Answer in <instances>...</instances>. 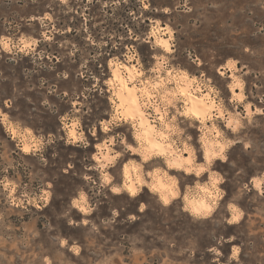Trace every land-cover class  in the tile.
Masks as SVG:
<instances>
[{
	"label": "rangeland",
	"instance_id": "374dc122",
	"mask_svg": "<svg viewBox=\"0 0 264 264\" xmlns=\"http://www.w3.org/2000/svg\"><path fill=\"white\" fill-rule=\"evenodd\" d=\"M152 24L172 30L171 53L154 42ZM156 57L213 89L224 115L207 124L235 141L227 162L214 159L199 177L159 155L144 161L127 147L140 149L132 122L112 116L110 61L152 78ZM229 61L231 70L222 67ZM233 77L242 101L233 99ZM174 103L168 121L175 115L185 131L172 137L191 149L196 168L205 163L203 126ZM246 104L260 111L246 114ZM72 121L82 138L68 136ZM103 141L121 155L102 167L94 153ZM124 163L139 165L145 180L138 200L122 185ZM154 170L187 194L216 172L212 214L185 211L183 195L165 205L148 184ZM232 204L242 216L229 223ZM0 264H264V0H0Z\"/></svg>",
	"mask_w": 264,
	"mask_h": 264
},
{
	"label": "bare ground",
	"instance_id": "6f19581e",
	"mask_svg": "<svg viewBox=\"0 0 264 264\" xmlns=\"http://www.w3.org/2000/svg\"><path fill=\"white\" fill-rule=\"evenodd\" d=\"M156 29H170V28L169 26L152 24L150 35L153 37L155 43H156L157 38L169 40L168 32L161 31V32H157L156 35H152L153 31ZM171 34H172V30H171ZM8 40H2V45L4 47H5V44H7V47L9 48ZM22 43H23V46L21 48H24L25 45L30 44V41L24 40V42ZM169 44L172 47L171 40H169ZM158 46L164 51L162 46L160 45ZM171 52H166V53H171ZM157 64H158V61H156V66L154 68L157 67ZM224 66L227 67L229 70L232 69V67H229V62L222 65V67ZM110 70H111V75L107 81L111 89L110 100L112 102V107H113L112 116L113 117L115 116L119 120L132 122L133 127H134L135 136L138 130L141 135H143L145 132L147 133V138L143 141V146H142L141 141L136 139L141 153L144 154V149L149 148L150 142H151V143L159 145V148H152L151 151L153 153L163 151L165 155H159V156L164 157L166 162L168 160H173V159L178 160V162H182L184 160H191L192 161L191 164H185L184 167L185 168L187 167L195 168L193 166L194 158L192 155V151L191 153H189L188 151H185L184 149L186 145H184L183 147H179L178 145H176V143L173 144V141H174L172 137L173 133L169 131L172 125L168 124L169 121L167 117V108H165L164 106L166 102L163 99V97L165 93H168L169 94L168 98L171 99L172 98L171 93L176 92L177 95L181 97L180 99H181L182 104H181L180 112H183L187 108H193L196 111H203L206 105L214 104L216 105V107L211 110L212 117L213 116L221 117L219 113L223 112V108H222V105H220V103H218L217 100L214 99V96L211 95L210 90H209V88L211 87H209L207 91H204V89L202 88V85L200 84V82H198L197 78H196L197 83H194L191 85V87H189L186 81L179 80V79H173V77H176V74L178 71H185V70L168 68V67H165V65L161 67V69L158 72H154V77L152 78L149 76H144L143 75L144 71L134 63H130V64L113 63L112 61H110ZM218 70L220 73H223V70L221 69V67H219ZM169 72H171V77L169 76ZM131 77H135V78L133 79ZM192 77L193 76L189 75V79H191ZM162 81H163V84L161 85ZM236 82L237 80H233L230 86L235 84ZM153 84H157L161 86L157 88H153L152 87ZM169 84H172V86H169ZM197 84L200 85L199 90H197ZM230 89L232 91L233 96H238L242 94L241 90H238L239 89L238 87L237 88L230 87ZM185 100L187 101L186 104L184 102ZM237 101H241V100H237ZM147 104H154V107H147L146 106ZM148 109L152 111L153 115L150 114L151 112L147 111ZM157 109H159V111H157ZM257 109L258 108H255L254 110L253 108H250L248 104L245 105L246 114H251V112H256ZM140 113H144L143 119L147 121V124L143 128L140 127V123H141ZM161 117L163 118V122L161 120ZM190 117L196 119L199 122V120L195 116H190ZM229 120H231L232 122H236L237 118L233 117L232 115L231 116L229 115L227 117V122ZM207 121L208 120L205 119L204 123L201 124L203 126L201 137H204V139L201 141H202L203 156H204V162H205L202 165H205V166H207V160L205 159V153L217 151L218 150L217 142H219L220 144L225 143L224 141L219 139V136L216 135V133L219 132V130L217 129L215 124L212 123V125H208ZM74 124H75L74 121H72L70 122V124L67 125L68 126L67 134L72 140H77L76 137H79L78 135L79 131L76 130ZM165 124H168V128L164 127ZM213 126H215V129L210 131V129H213ZM103 127L105 128V125ZM10 129H11L12 134H16L17 129L15 127L11 125ZM156 132H163L165 136H168L169 138L163 139L162 137L157 136L155 134ZM72 133H75V136H73ZM31 143L32 141H27V139H25L21 145V149L24 151V148L27 147L29 149L27 152H30L32 148ZM169 145H172V147L169 148ZM96 146H97V152L94 153V158L98 161L99 165L103 167L109 163V161L106 160L105 157H113L115 154H112L110 152L111 147H110V143L108 142L103 141L100 143H96ZM169 152H171L172 155H167V153ZM186 152L189 153V155H185ZM125 167L128 168L127 175H125V171H124ZM138 167L139 165L137 166L131 163L129 164L124 163L122 166V178H123L122 185L124 189L128 192L129 190L125 187V184H131L134 188H136L137 191L140 189L142 185H144L145 180ZM196 167L198 166L196 165ZM179 170H184V169L181 168ZM164 173H160L156 170L152 171L151 179L150 181H148L149 186H151L154 183H157V181H159V183L161 184L170 185L171 180L169 181L168 179H166L167 177L164 175ZM137 176L140 177L141 182H137V179H136ZM252 181H253L252 184H254V186H256V182H259L261 185L262 178L253 177ZM200 185H203V184H200ZM210 185L211 184H209V186ZM158 195L160 198L159 193ZM184 195H188L190 198H199L200 196H204L205 201L207 203H211V198L203 194L201 190L197 187H196V192L192 194L184 193L183 196ZM219 198L220 196L217 195L216 204ZM172 199L173 198L170 197V200ZM184 204H185V201H184ZM78 207L81 210L85 209L84 205L81 203L78 204ZM231 213L232 215H230L231 216L230 219L232 222L239 221V219L242 216L241 210L236 205H233V204L231 206ZM233 216H238L239 219L232 220Z\"/></svg>",
	"mask_w": 264,
	"mask_h": 264
},
{
	"label": "clouds",
	"instance_id": "9594fccd",
	"mask_svg": "<svg viewBox=\"0 0 264 264\" xmlns=\"http://www.w3.org/2000/svg\"><path fill=\"white\" fill-rule=\"evenodd\" d=\"M165 11H167V9H165ZM161 31L168 32L169 33V40H171L172 34H171L170 29H156L153 31L152 35H156L157 32H161ZM169 40L157 38L156 44L162 46V48L164 49L165 52H171L172 47L169 44ZM25 47H27V45H25ZM5 48H7V44H5ZM156 59L158 61V64H157V67L153 69L154 72H158L161 69V67H163L164 65H167V63H168V60L165 57H156ZM229 67H234V64L232 63V61H229ZM201 75H203V74H201ZM169 76L171 77V72H169ZM131 78L134 79L135 77H131ZM173 79H179V80L186 81L188 83L189 87H191L192 84L197 83L196 77L193 76L191 79H189V74L187 71H178L176 74V77H173ZM233 79L236 80V77H233ZM209 83L210 82H206L204 84V87H209ZM162 84H163V81L161 82V85ZM161 85L153 84L152 87L157 88V87H160ZM230 87H232V88L238 87V88L243 89V83L237 80V82L235 84L231 85ZM199 88H200V85L197 84V90H199ZM209 90L213 91V89H211V88H209ZM168 96H169V94L165 93V95L163 97V99L166 102L164 105L165 108H167L168 105H172L173 108H176V104L174 103V101L180 99L181 97L178 96L176 92L171 93V97H172L171 99H169ZM233 99L242 101V100H244V96L241 94L238 96H234ZM184 102H185V104L187 103L186 100ZM146 106L147 107H154V104H147ZM215 107H216V105L209 104V105L205 106V109L203 111H196L193 108H187L183 112H179V109H177V111L179 112V114L181 116H184V117L195 116L199 120V122L201 124H203L205 119L212 120L213 117L211 114V110ZM157 111H159V109H157ZM257 111L259 112L260 109H257ZM219 115L221 117H223L224 113L220 112ZM143 116H144V113H140V117H141L140 127L141 128H143L147 124V121L143 119ZM161 120L163 122L162 117H161ZM176 120H177V117L175 115H173L171 118V121L168 122V124L172 125L171 128L169 129V131L171 133H174L179 138L180 134L182 132H184L185 130L183 128L177 126V124L175 123ZM232 123L233 122L231 120H229L227 126L231 129L232 132H235V131H237V129L232 126ZM236 123L239 124V121H237ZM168 124H165L164 127L168 128ZM214 129H215V126H213V129H210V131L214 130ZM107 130H108L107 126H105L104 131H107ZM155 134L157 136L162 137L163 139L169 138L168 136H165V134L163 132H156ZM72 135L75 136V133H72ZM216 135L219 136V135H221V133L217 132ZM82 137H83V134L81 133V136L76 137V138L80 139ZM146 138H147L146 132L143 135H141L139 130L137 131L135 139L140 140L142 143V146H143V141ZM188 139L191 140L192 137L189 136ZM200 139L203 140L204 137H200ZM121 142L123 143L124 141L122 140ZM174 143H175V141H173V144ZM234 143H235V141H233V140H228L222 144L217 142V144H218V150L217 151L205 153V159L207 160V164L210 166L213 163L214 158L218 159L220 162H227L228 157H227V155H225V149L229 145L234 144ZM127 147L131 148L132 152H139L140 151V149L133 148L131 146V144H128ZM171 147H172V145H169V148H171ZM152 148H159V145L150 142V147L147 149H144V154H143V160L144 161H148L150 156L154 155V154L165 155V153L163 151L153 153L151 151ZM28 150L29 149L27 147L24 148L25 152H27ZM184 150L191 153V149L188 148L187 146H185ZM120 155H121V153H119V152L116 153V156H120ZM167 155H172V153L169 152V153H167ZM116 156L105 157V159L111 163L115 160ZM191 162H192L191 160H184L182 162H178V160H175V159L168 160L167 161V167L168 168H175V169L183 168L186 173L191 174L194 172L195 175L198 177L201 175V173H203L207 170V167L205 165H200L196 168H192V167L185 168L184 167L185 164H191ZM124 171H125V175H127L128 174V168L125 167ZM212 176H213V179H212L210 186L209 185H200V184L196 185V187L199 188L203 194H205L207 197L211 198V203H207L205 201L204 196H200L199 198H190L188 195H184L183 200L185 201V204H184V210L185 211H189L194 216H198V217H208L212 214L214 207H215V204H216V197H217V195H220V190L217 188V184L222 183V177H219L216 172H213ZM104 179L106 182H108L111 180V177L105 175ZM136 179H137V182H141L139 176H137ZM169 179L171 180L170 185L161 184V183H159V181H157V183H154L150 186L151 191L158 192L160 194V199L162 200V202L165 205H168L171 202L170 197L175 198V197H179L181 195L179 189L176 188L177 181L172 177H169ZM125 187L129 190L131 195L135 196L137 194L136 188H134L131 184H125ZM256 187L257 188L260 187L259 182H256ZM111 191L113 193H119V192H121V188L113 187L111 189ZM81 199H83V195H81ZM83 210L88 211V212L92 211V209H90V208H85ZM237 219H239L238 216H233V218H232V220H237ZM229 223H232V221H229ZM75 251L79 252V249L77 248V249H75ZM238 251H239V249H236V252H238ZM234 255H235V253H234Z\"/></svg>",
	"mask_w": 264,
	"mask_h": 264
},
{
	"label": "crops",
	"instance_id": "0c3cea01",
	"mask_svg": "<svg viewBox=\"0 0 264 264\" xmlns=\"http://www.w3.org/2000/svg\"><path fill=\"white\" fill-rule=\"evenodd\" d=\"M226 69H228V68L226 67ZM228 70H229V69H228ZM180 193H181V195H180L179 197H182V195H183L184 192L182 191V192H180ZM176 198H177V197H176Z\"/></svg>",
	"mask_w": 264,
	"mask_h": 264
},
{
	"label": "trees",
	"instance_id": "16d2710c",
	"mask_svg": "<svg viewBox=\"0 0 264 264\" xmlns=\"http://www.w3.org/2000/svg\"><path fill=\"white\" fill-rule=\"evenodd\" d=\"M135 199H136V200H138V195H137V196H135Z\"/></svg>",
	"mask_w": 264,
	"mask_h": 264
}]
</instances>
